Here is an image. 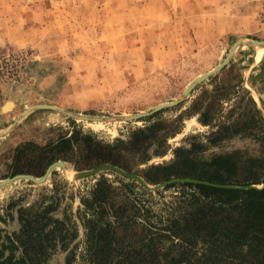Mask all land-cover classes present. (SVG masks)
Segmentation results:
<instances>
[{"label":"rangeland","instance_id":"rangeland-1","mask_svg":"<svg viewBox=\"0 0 264 264\" xmlns=\"http://www.w3.org/2000/svg\"><path fill=\"white\" fill-rule=\"evenodd\" d=\"M260 48L264 0H0V214L7 199L27 187L33 191L23 204L30 202L40 193L37 187L50 185V173L57 170L72 185L75 215L78 194L93 184V177L111 171L85 176L94 168L75 171L59 160L64 169L54 166L43 181L29 186V179L6 177L11 151L18 144L45 145L70 131L73 121L104 144L125 141L133 131L155 124L154 130L179 132L167 145H183L185 136L205 131L184 114V91L232 50L220 72L198 84L199 92L210 91L220 80L230 85L245 79L250 61L255 63L250 80H264V61L257 62L264 56ZM215 76L219 78L212 81ZM175 101L179 103L154 117L134 118ZM143 140L140 144H147ZM247 144L228 142L226 150ZM170 152L147 165L169 160ZM68 171L74 177L67 176ZM8 179L12 181L4 183ZM171 180L168 184L187 182ZM160 184L147 189L167 185ZM171 192L164 194L167 200ZM16 226L15 216L0 222L6 231ZM82 249L80 243L73 264L79 263ZM64 257L58 255L50 264H66Z\"/></svg>","mask_w":264,"mask_h":264},{"label":"trees","instance_id":"trees-1","mask_svg":"<svg viewBox=\"0 0 264 264\" xmlns=\"http://www.w3.org/2000/svg\"><path fill=\"white\" fill-rule=\"evenodd\" d=\"M242 81L220 80L198 92L184 114L196 117L205 131L185 136L174 148L167 141L179 132L154 130L155 124L104 144L73 121L70 131L45 145L26 141L14 147L6 177L40 178L62 160L75 171L108 164L137 172L149 186L171 179L200 183L150 191L136 179L107 171L78 194L74 215L72 185L53 170L50 185L37 187L40 193L30 202L23 204L31 187L7 199L0 222L15 216L17 226L0 227V264H50L61 254L73 264L80 243L78 264H264V188H248L264 185V115ZM236 140L249 144L226 150ZM169 151V160L147 165Z\"/></svg>","mask_w":264,"mask_h":264},{"label":"water","instance_id":"water-1","mask_svg":"<svg viewBox=\"0 0 264 264\" xmlns=\"http://www.w3.org/2000/svg\"><path fill=\"white\" fill-rule=\"evenodd\" d=\"M233 50L228 54V57L227 59L224 61V62H221V64L214 68L213 70H211L210 72L206 73V74H203L201 75L200 77L196 78L194 80V82L184 91V95H187L192 89H194L196 87V85H198L199 83L203 82V81H206L209 77H211L212 75L220 72V70L226 65V63L228 61H230L232 55H233ZM177 103H179V101H175V102H172V103H163V104H159L157 107H155L154 109L148 111L147 113H143L141 115H138L134 118H141V117H145V116H148V115H152L154 114L155 112L161 110V109H164V108H167V107H172V106H175L177 105ZM45 107V106H44ZM54 166H59L61 168L64 169L65 167V163L62 162V161H58V162H55L54 164H52L51 166L48 167V169L46 170L45 174L43 175V177L40 179V180H36L34 179L33 177L31 176H28V175H17L15 176V178L13 179H16V178H25L26 179H29L30 181L32 182H40V181H43L46 176L49 174L50 170L52 169V167ZM101 170H111L121 176H124V177H127V178H133V179H136L138 180L142 186L146 187V188H149V186H147V184L135 173H128L126 171H123L115 166H111V165H101L97 168H94L90 171H88L87 173H85L84 175L85 176H89V175H93V174H96L97 172L101 171ZM179 180V179H178ZM12 181V179H8V180H5L4 183H8ZM174 180H171V181H167V182H164L163 184H160L158 185V187L164 185V184H168L170 182H173ZM184 181H187V182H195V183H200L199 181H196V180H190V179H184ZM248 188H255V189H259L258 187L256 186H249Z\"/></svg>","mask_w":264,"mask_h":264},{"label":"crops","instance_id":"crops-1","mask_svg":"<svg viewBox=\"0 0 264 264\" xmlns=\"http://www.w3.org/2000/svg\"><path fill=\"white\" fill-rule=\"evenodd\" d=\"M251 56L253 58V54ZM255 60H256V55H255ZM261 61H264V56H262V59H260V61H257L258 64L261 63ZM254 65H255V63H253L251 61L247 65V68L245 69V73L250 72V75L246 76V78L243 79L240 87L249 92L254 103H256L257 108L261 111L262 115H264V80H262V79H259V80L255 79V81L250 80L251 74H254V70H253ZM260 67H261L260 68V71H261L262 68H264V63L260 64ZM198 86L199 85H196V87L194 89H192L187 95H184V103H183L184 104V110L190 105V102H192V100L198 94V92H199ZM226 106H227V104H224V110H225ZM191 119H196V117L191 118ZM188 120H190V119L188 118ZM197 124L200 125L198 122H197Z\"/></svg>","mask_w":264,"mask_h":264},{"label":"bare ground","instance_id":"bare-ground-1","mask_svg":"<svg viewBox=\"0 0 264 264\" xmlns=\"http://www.w3.org/2000/svg\"><path fill=\"white\" fill-rule=\"evenodd\" d=\"M259 51H260V54H261L262 51H264V48H260ZM66 174H67V176L69 175L70 177H74V175H75V173L74 172H71V171H68ZM76 175H78V174L76 173Z\"/></svg>","mask_w":264,"mask_h":264}]
</instances>
